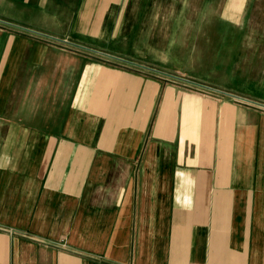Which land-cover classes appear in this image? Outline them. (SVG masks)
Masks as SVG:
<instances>
[{"label":"crops","instance_id":"obj_1","mask_svg":"<svg viewBox=\"0 0 264 264\" xmlns=\"http://www.w3.org/2000/svg\"><path fill=\"white\" fill-rule=\"evenodd\" d=\"M0 264H264V0H0Z\"/></svg>","mask_w":264,"mask_h":264},{"label":"water","instance_id":"obj_2","mask_svg":"<svg viewBox=\"0 0 264 264\" xmlns=\"http://www.w3.org/2000/svg\"><path fill=\"white\" fill-rule=\"evenodd\" d=\"M38 32V31H37ZM38 33H41V32H38ZM45 36H49V37H51L52 35H49V34H44ZM56 38V37H55Z\"/></svg>","mask_w":264,"mask_h":264},{"label":"rangeland","instance_id":"obj_3","mask_svg":"<svg viewBox=\"0 0 264 264\" xmlns=\"http://www.w3.org/2000/svg\"><path fill=\"white\" fill-rule=\"evenodd\" d=\"M59 37V36H58ZM59 38H61V39H65L66 40V38L65 37H59Z\"/></svg>","mask_w":264,"mask_h":264}]
</instances>
